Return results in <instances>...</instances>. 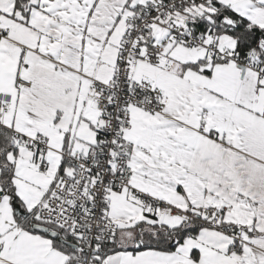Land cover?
Here are the masks:
<instances>
[{"label": "snow or ice", "instance_id": "obj_1", "mask_svg": "<svg viewBox=\"0 0 264 264\" xmlns=\"http://www.w3.org/2000/svg\"><path fill=\"white\" fill-rule=\"evenodd\" d=\"M0 264H264V0H0Z\"/></svg>", "mask_w": 264, "mask_h": 264}]
</instances>
